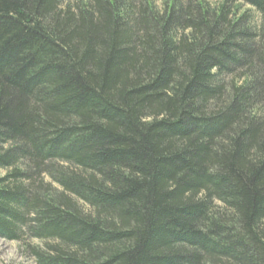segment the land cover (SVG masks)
<instances>
[{
  "label": "trees",
  "instance_id": "obj_1",
  "mask_svg": "<svg viewBox=\"0 0 264 264\" xmlns=\"http://www.w3.org/2000/svg\"><path fill=\"white\" fill-rule=\"evenodd\" d=\"M26 234L38 264H264V0H0Z\"/></svg>",
  "mask_w": 264,
  "mask_h": 264
},
{
  "label": "rangeland",
  "instance_id": "obj_2",
  "mask_svg": "<svg viewBox=\"0 0 264 264\" xmlns=\"http://www.w3.org/2000/svg\"><path fill=\"white\" fill-rule=\"evenodd\" d=\"M159 1L160 5L164 0ZM216 2L217 0H208ZM45 181H48L45 178ZM23 236L21 240H11L0 236V264H38L35 257L32 256L31 250L39 248L42 250L44 245L35 238ZM21 237V236H20Z\"/></svg>",
  "mask_w": 264,
  "mask_h": 264
}]
</instances>
